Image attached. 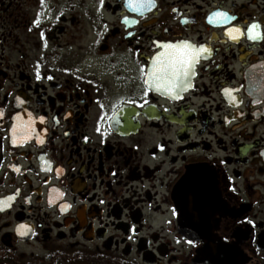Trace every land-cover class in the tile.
<instances>
[{
    "label": "flooded vegetation",
    "instance_id": "flooded-vegetation-1",
    "mask_svg": "<svg viewBox=\"0 0 264 264\" xmlns=\"http://www.w3.org/2000/svg\"><path fill=\"white\" fill-rule=\"evenodd\" d=\"M0 264H264V0H0Z\"/></svg>",
    "mask_w": 264,
    "mask_h": 264
},
{
    "label": "snow or ice",
    "instance_id": "snow-or-ice-1",
    "mask_svg": "<svg viewBox=\"0 0 264 264\" xmlns=\"http://www.w3.org/2000/svg\"><path fill=\"white\" fill-rule=\"evenodd\" d=\"M217 18H225L226 14L221 12H216L212 14ZM256 25L249 26V38L258 39L260 38V33L256 30ZM232 31H239L234 29ZM235 38V37H234ZM166 49L165 52L160 53L156 58H154L152 63V68L149 72V79L145 83H155L157 86H165L168 88H173L176 83L179 82L180 78L187 75L188 70L192 63L200 55V52L204 49H193L191 45L186 43L181 44H165L162 45ZM189 243H193L189 241Z\"/></svg>",
    "mask_w": 264,
    "mask_h": 264
}]
</instances>
